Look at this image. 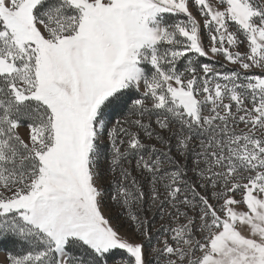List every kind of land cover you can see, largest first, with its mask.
I'll use <instances>...</instances> for the list:
<instances>
[{
	"label": "snow or ice",
	"instance_id": "snow-or-ice-1",
	"mask_svg": "<svg viewBox=\"0 0 264 264\" xmlns=\"http://www.w3.org/2000/svg\"><path fill=\"white\" fill-rule=\"evenodd\" d=\"M0 249L264 264V0H0Z\"/></svg>",
	"mask_w": 264,
	"mask_h": 264
},
{
	"label": "rangeland",
	"instance_id": "rangeland-1",
	"mask_svg": "<svg viewBox=\"0 0 264 264\" xmlns=\"http://www.w3.org/2000/svg\"><path fill=\"white\" fill-rule=\"evenodd\" d=\"M229 67H231V66L229 65ZM190 163H191V161H189V164H190ZM110 204H111L110 199H106V200H105V205H106V207H105V214H106V215H108L110 212H111L112 214L115 213V209H112V208L109 207ZM120 223H123V218H121ZM159 223H160V221H159V217H158V215H157V224H159ZM125 227H126V225H125ZM121 230L123 231L124 228H122ZM4 255H5V253L2 252V251H0V260L3 259Z\"/></svg>",
	"mask_w": 264,
	"mask_h": 264
},
{
	"label": "trees",
	"instance_id": "trees-1",
	"mask_svg": "<svg viewBox=\"0 0 264 264\" xmlns=\"http://www.w3.org/2000/svg\"><path fill=\"white\" fill-rule=\"evenodd\" d=\"M0 251L4 252V250L0 249ZM5 253V252H4Z\"/></svg>",
	"mask_w": 264,
	"mask_h": 264
}]
</instances>
